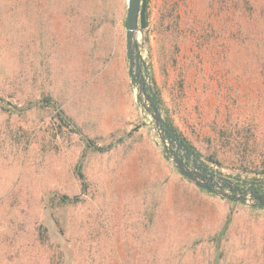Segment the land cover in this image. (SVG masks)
Wrapping results in <instances>:
<instances>
[{"label": "rangeland", "instance_id": "obj_1", "mask_svg": "<svg viewBox=\"0 0 264 264\" xmlns=\"http://www.w3.org/2000/svg\"><path fill=\"white\" fill-rule=\"evenodd\" d=\"M128 6L0 0V264H264V0H147L137 33L148 94L230 197L167 152Z\"/></svg>", "mask_w": 264, "mask_h": 264}, {"label": "water", "instance_id": "obj_2", "mask_svg": "<svg viewBox=\"0 0 264 264\" xmlns=\"http://www.w3.org/2000/svg\"><path fill=\"white\" fill-rule=\"evenodd\" d=\"M147 0H129L128 15H127V39L128 50L130 58V72L132 73L133 81L137 80L139 83L140 93L139 99L142 98V93L148 98L150 105L146 108L149 109L159 125L160 129L164 131L168 139L167 152L173 153L174 160L180 172L186 177L195 181L198 185L206 188L212 187L213 189L219 188L218 193L229 196L221 189L224 187L220 182L215 181V175L210 173L204 162L194 159V168L188 166L187 160L190 157L191 150L181 141L180 137L176 134L175 130L166 122L161 114L160 107L157 103V94L150 87L151 93L148 94L147 81L141 76V53L138 51L137 33L143 30L147 25ZM185 150V153H181ZM204 182H206L204 184ZM232 191L235 190L231 183L226 184ZM245 191H240V196L243 198ZM230 197V196H229ZM255 198L264 206V196L255 194Z\"/></svg>", "mask_w": 264, "mask_h": 264}, {"label": "trees", "instance_id": "obj_3", "mask_svg": "<svg viewBox=\"0 0 264 264\" xmlns=\"http://www.w3.org/2000/svg\"><path fill=\"white\" fill-rule=\"evenodd\" d=\"M169 125L175 130L176 134L178 135V133H177L176 129L174 128V126L171 125L170 123H169ZM184 143H185V141H184ZM186 145L189 147V149L192 151V153H195V149H194L193 145H191L189 142H186ZM196 154L198 155V153H196ZM81 175L82 174L80 173V176ZM253 192L255 194H262L260 189H259V187H257L256 185H253ZM228 219L231 220V217H229ZM229 220H228V222H229Z\"/></svg>", "mask_w": 264, "mask_h": 264}, {"label": "flooded vegetation", "instance_id": "obj_4", "mask_svg": "<svg viewBox=\"0 0 264 264\" xmlns=\"http://www.w3.org/2000/svg\"><path fill=\"white\" fill-rule=\"evenodd\" d=\"M182 141V140H181ZM187 146V145H186ZM188 147V146H187ZM189 148V147H188ZM192 157V152L190 153V157L188 158V159H186L187 160V163H188V166H189V162L191 161V160H193L194 161V159L193 158H191Z\"/></svg>", "mask_w": 264, "mask_h": 264}]
</instances>
